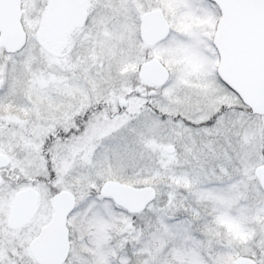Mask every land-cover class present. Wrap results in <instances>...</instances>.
<instances>
[{
    "label": "rangeland",
    "instance_id": "1",
    "mask_svg": "<svg viewBox=\"0 0 264 264\" xmlns=\"http://www.w3.org/2000/svg\"><path fill=\"white\" fill-rule=\"evenodd\" d=\"M101 1L104 4L92 19V46L79 44L80 67L72 74L62 64L58 43L46 36L43 5L49 0H23L26 42L13 54L0 48V93L8 96L31 92L38 99L47 95L56 106L53 94L88 93L86 82H90L92 95L98 100L120 102L138 61L139 38L136 23L123 14L124 0ZM73 35L65 52L73 40L87 37L85 32ZM193 46L190 37L176 34L151 50V54H160L173 78V85L164 93L165 100L158 102L160 115H155L147 102H141L142 114L135 111L128 117H92V141L88 140L64 165L66 188L77 190L75 221L71 223L81 241L80 255L68 264H150L152 254L147 256L143 248V252L135 251L145 234L139 231L141 223L149 225L155 217L157 223L163 222L160 211L179 219L180 213L188 212L183 206L186 198L191 215L180 218L182 229L170 228L179 234L182 244L176 255L184 258L186 252L193 256L190 264H210L205 255L216 261L215 246L231 252L227 262L219 264H234L238 253L262 255L264 191L255 169L264 164V116L253 114L220 79L212 34L204 33L198 38V47ZM116 72L123 76L120 83L113 80ZM157 101L150 98L149 104L156 105ZM135 122L145 126L138 136L132 134ZM50 130L47 125L37 124L33 138L43 137ZM28 135L26 119L10 114L0 118L1 146L28 139ZM168 145H175L177 151L166 152ZM226 163L230 167L223 166ZM184 164L189 166L190 175L184 174V184H180L167 173ZM219 165L223 166L220 171L215 169ZM130 175L141 181L132 185L153 186L158 195L142 212L134 213L136 217L115 225L118 231L114 242L113 234L105 228L114 224L106 213L117 216L111 208L114 200L104 198L101 187L109 179L131 184L123 181ZM95 188L98 192L92 195ZM103 207L109 212L103 213ZM118 217L121 220L120 212Z\"/></svg>",
    "mask_w": 264,
    "mask_h": 264
},
{
    "label": "flooded vegetation",
    "instance_id": "2",
    "mask_svg": "<svg viewBox=\"0 0 264 264\" xmlns=\"http://www.w3.org/2000/svg\"><path fill=\"white\" fill-rule=\"evenodd\" d=\"M80 1L83 5L80 16L84 19L81 23L78 20L63 35H55L47 28L51 0L43 5L47 39L58 43V52L62 53L64 59L62 64L64 68H70L72 74L78 73L77 69L80 67L79 44L84 42L92 46L90 41L92 19L97 17V11L104 4L101 0ZM124 4V16L136 23L139 48L133 76L120 102L117 99L98 100V96L92 95V83L86 81L89 85L88 93L61 91L53 94L52 96L57 100L56 106L51 104V98L47 95L38 99L35 93L31 92L8 96L0 93V118L10 114L26 119V132L32 136L29 138L28 135V139L25 140L10 141L7 146L0 145V264H41L34 253L33 243L44 227L52 221L56 213L58 195L68 191L77 196V190L66 188L67 173L64 165L72 161L81 146H84L88 140L92 141V117L108 115L112 118L120 115L128 117L130 112L135 111L142 114L143 109L139 108L143 107L141 102H147L146 105H149V108L151 106L154 114L160 115L158 102L165 100L164 93L173 85V78L170 73L165 83L157 84L152 79L140 75L143 64L155 59L163 63L159 58L160 54H151V50L162 46L163 42L176 34L190 37L198 47V38L208 33L213 35L214 43L219 21L223 17L222 8L215 0H124ZM23 8L24 4L21 0V21L24 28L23 11L26 10ZM81 32L87 33V37L73 40L71 47L65 52L69 38L74 36V33ZM25 35L27 37L26 31ZM65 43L66 46L61 45ZM215 47L218 53V71L220 54L216 45ZM2 88L1 81L0 92ZM103 90L107 92L105 87ZM153 97L155 100L158 99L157 106L149 104L150 98ZM132 106L134 110L130 109ZM223 106L219 111L223 110ZM45 117H49L48 120ZM37 124L49 126L50 132L43 137L33 138L32 131H35ZM257 168L255 176L264 191L256 175ZM74 218L73 209L68 215L67 222L71 248L68 259L63 264L75 260L81 253L78 231L71 223ZM261 254V256H251L238 253L234 264H237L240 256L250 257L257 264H263L264 250Z\"/></svg>",
    "mask_w": 264,
    "mask_h": 264
},
{
    "label": "water",
    "instance_id": "3",
    "mask_svg": "<svg viewBox=\"0 0 264 264\" xmlns=\"http://www.w3.org/2000/svg\"><path fill=\"white\" fill-rule=\"evenodd\" d=\"M223 11L214 43L220 54L218 73L234 90L252 113L264 115V0H215ZM80 0H51L47 28L55 35H63L83 17ZM81 18V20H80ZM21 22V0H0V48L15 53L25 42ZM140 75L157 84L165 83L169 69L159 60L141 66ZM1 85V81H0ZM165 150L173 153L174 145ZM264 188V165L256 170ZM101 194L111 197L131 213L141 212L157 196L153 186H134L109 179L101 187ZM76 197L65 191L56 199V213L33 243L34 253L41 264H63L69 256L71 241L68 215L74 209ZM237 264H257L250 257L240 256Z\"/></svg>",
    "mask_w": 264,
    "mask_h": 264
},
{
    "label": "trees",
    "instance_id": "4",
    "mask_svg": "<svg viewBox=\"0 0 264 264\" xmlns=\"http://www.w3.org/2000/svg\"><path fill=\"white\" fill-rule=\"evenodd\" d=\"M122 77L123 76H121L120 74H117V72H116L113 75V80L120 83ZM135 126H136V128H135V130L132 131V134H136L138 136V132H140L141 130H144L145 126H143V128L141 127V125L137 126L136 122H135ZM139 127H141V128H139ZM229 165L230 164L226 163V165H223V166L228 168ZM188 167L189 166L187 164L178 166L174 169V171L172 173L169 171L170 173L168 172L167 175H171L174 178L173 180H176L180 184H184L183 175L184 174L190 175L188 172V170H189ZM222 167H221V165H219V166L215 167V169L217 168V170L220 171V170H222ZM208 172L210 173L209 170L207 171V173ZM140 176L141 175H137L136 177L138 178ZM132 177H131V175H130V177L124 176L123 181H127L131 184H140L141 181H138L139 179H135ZM120 180H122V179H120ZM97 192H98V189L95 188L94 190H92V195H95ZM104 198L110 199L109 197H104ZM113 202L114 201H112V203ZM183 204H184L183 206L185 207V210L188 211V212H185V214L187 215V213H188L190 216L191 215V209H189V201L187 198L184 199ZM112 207L115 208L117 216L115 214L112 215V212L106 213V214H109L110 218L113 220L112 223H114V224L110 225L111 228L107 225L105 228L108 230V232L113 234L112 241L115 242V239H116L115 234L118 231L117 230L118 226L121 225V223H123L122 221L124 219L136 217L137 214L130 213L126 209L116 205L115 202L112 204L111 208ZM94 208L95 207L93 206V209ZM103 209H105V210H103V213H104V211L109 212L108 208L103 207ZM119 212L122 214L121 220L118 217ZM160 213H162L164 218H165L163 222L157 223L156 217H155V218H152L150 220V223H148L149 225H145L144 223H141L139 231H141V232L144 231L145 234L143 237H141L138 240L137 249H135V251L137 250V251L143 252V249H144V252L146 253L147 256H151V254H152V259H151L150 264H156V261H158L157 264H190V261H192L191 259H193V256L186 254L185 251H184L185 252L184 258L182 256L180 257V256L176 255L177 254L176 250L179 249L180 247H182V244L179 241V239H180V237L178 236L179 234L174 233L175 231L173 230V229H175V227L182 229L181 224H180L181 223L180 218L184 219L185 214L180 213L181 217L178 219L177 216L169 217L168 213L167 214L165 213L166 215H164L163 211H160ZM115 225H118V226H115ZM112 226H115V227H112ZM162 226H165V228H166L164 231L162 230L163 229ZM170 228H173V229L170 230ZM169 237H171V240H169ZM213 249H214V253L217 255L216 261H210V259H211L210 257H208L206 255L204 256V259L206 257V260L208 262H210V264H215V263L219 264V261L220 262H222V261L227 262L228 258H230V256H231L230 255L231 252L228 248L215 246ZM153 252H155V253H153ZM133 255H135V254L133 253ZM146 263L147 262L144 261V264H146Z\"/></svg>",
    "mask_w": 264,
    "mask_h": 264
}]
</instances>
